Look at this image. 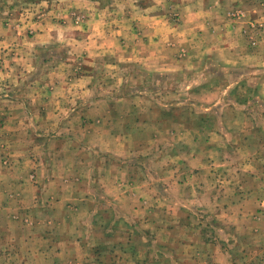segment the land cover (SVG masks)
<instances>
[{
	"label": "rangeland",
	"instance_id": "1",
	"mask_svg": "<svg viewBox=\"0 0 264 264\" xmlns=\"http://www.w3.org/2000/svg\"><path fill=\"white\" fill-rule=\"evenodd\" d=\"M39 19L50 20L54 33L41 46L33 27ZM2 38L10 39L11 46L0 47V105L42 101L36 91L47 84L51 71L69 76L87 72L92 99L113 98L115 92L126 103L130 95L137 96L133 100L141 104V117L170 123L150 124L148 135L135 130L128 144L147 149L131 151L119 167L100 160H107L109 175L120 178L98 184L81 179L90 166L81 152L82 137H75L73 151L69 146L61 152L65 141L49 135L65 137L80 127L55 125L54 130L40 120L37 126L9 125L0 134V218L7 227V236L0 238L6 259L0 264H51L54 259V264H88L89 254L107 264H194L195 243L202 241L194 231L193 199L199 193L196 189L195 196L194 186L205 187L201 195L207 199L217 189L227 190L225 197L243 179L250 192L256 189L264 197V0H0ZM130 41L142 50L132 49ZM13 42L20 51L7 55ZM145 51L162 58L148 64L135 60ZM16 108L18 119L24 112ZM226 134L233 137L230 144L216 140ZM244 136L248 141L240 140ZM178 147L191 154L200 148L212 161L199 169L178 157ZM232 151L251 153L244 168L242 158L229 155ZM255 160L259 174L250 169ZM50 166L56 171L75 168L76 179L66 180L65 188L53 181L56 189H34L38 168ZM181 182L191 192L181 191ZM146 185L151 188L145 190ZM183 197L187 201L181 203L187 205L176 204ZM37 198L54 202L45 200L41 206ZM180 214L188 217L186 222L178 221ZM252 217L251 230L235 233L228 247L237 250L241 264H264V218ZM48 231L59 238L58 247L66 243L71 253L47 255L39 263L25 251L21 234ZM66 233L73 239H65ZM42 243L34 237L30 245Z\"/></svg>",
	"mask_w": 264,
	"mask_h": 264
},
{
	"label": "crops",
	"instance_id": "2",
	"mask_svg": "<svg viewBox=\"0 0 264 264\" xmlns=\"http://www.w3.org/2000/svg\"><path fill=\"white\" fill-rule=\"evenodd\" d=\"M50 24V20L45 21L43 19L35 20L33 22V27L36 29L37 33L35 42H39L38 46L51 42V38L53 37L54 33H52V29L49 26ZM23 28L24 26H22L21 24V29ZM8 43L11 46L10 39L4 40L2 38L0 40V47L4 46L6 48L8 47ZM18 46L19 44L17 45L13 42L12 48L9 50V52H6L7 55L11 52V50H18L19 52L20 49L18 48ZM130 46L134 50H142L143 48L142 46L137 49L134 48L131 41ZM134 46L138 47L135 44ZM24 50V40L21 39V60L25 62L24 57L27 55V53H25ZM151 53L152 51L150 53L145 51L144 53L137 54L135 56V58L137 59L135 60H139L141 62H144L145 64H148L162 58L160 55L155 56ZM132 57L133 56H130L128 58L133 59ZM160 63H162V60H160ZM75 68L77 69V67ZM49 74L51 75L47 80V84H45V86H43V88H41L40 90L36 91L38 95H40L39 93H41V98H43L42 101H39V103H35V101L31 103L22 100L21 102H14L13 104L10 103L9 105L5 103H2V105H0V125L4 124V126L0 128V134L3 133L6 128H9V125H16V123L30 125L32 122H34L33 125L37 126L39 120L41 121V124L44 123L45 125H50L52 126V128L55 125L65 127H80L76 132H73L72 129H69L71 134L65 135V137L58 134L54 135L49 133V135L55 141H65V144H63L59 148L61 152H63L64 150L66 151L69 146V149L73 151L74 145L72 144V142L77 141L75 137H82V141L79 142L80 147H83L81 152H83L84 156L89 157L90 166L85 171V176L81 175V179H87V181H89V184L90 182L98 184L103 180L113 181L114 183H116L120 176L109 175L110 173H113L109 172V165L119 167V164L122 165L123 163L122 158H128L132 153L131 151L144 152L147 149V146H145V144H143L141 147H131V144H128L132 141L131 136L135 130L140 129L148 135L149 131L147 127L150 124L156 122L157 125H168L170 123L167 120L160 119H156L155 121L154 119H152L148 121L146 118L141 117L138 113L139 110H141V104L139 105V102H137L136 99L133 100L134 97L136 98L137 96L130 95L126 103H123V100L126 97H115V92L112 93L114 96L113 98H110L109 95L92 99L90 96V83L92 76L87 72L82 74H75V76H69L64 72L61 73L59 71H51L49 72ZM16 78L18 79L19 76L17 75ZM14 108L23 109L21 110V113H24L21 114L18 119H15L17 114L15 113ZM40 110H42L43 113H41ZM44 111L46 112L44 113ZM64 115L66 117H64ZM100 115H102V117H100L99 119ZM59 117H64L65 119H61V121H58ZM171 123L174 124L181 122L174 121ZM56 132L57 131H55V133ZM150 137L153 136L151 135ZM232 138L233 137H231L229 134H226L225 136L216 137V140L230 144ZM240 140L248 141V139L246 140L245 136ZM193 141L195 142V140ZM212 143L213 140H211L209 143L210 147L213 146ZM80 147L77 146V149L80 150ZM57 150H55V152H57ZM196 150L191 154L188 153V151L190 150L186 151L185 149L178 147L177 155L178 157L183 155L184 158H188L191 165L198 166L197 168L200 169L201 166L206 165L205 163H207L206 161H208L210 157L202 154L200 148ZM216 152L218 153V150H216ZM226 153H229V150H227ZM99 154L102 155L100 158ZM234 154H236V157L242 158L239 165H241L243 168V164L247 163V159H251V153L248 151L246 153L241 152V156L239 155L240 153L238 154V152L235 151H232V153L229 155L233 157ZM114 157L119 161L117 162L116 160H114ZM102 159H108L112 163L107 165V160L102 163L100 161ZM225 160L229 161L227 156L225 157ZM252 164L253 162L250 163V165ZM254 164L256 166H251V172L254 174H259V160H255ZM54 168L55 167L53 166L38 168L37 173L40 180L37 186L33 185V187L35 186L34 189H36V187L37 190H40L41 188L46 189V187L52 188L53 181H57L58 183H60L58 188L60 186L65 188L68 184L66 180L72 182L76 179L75 175L77 174L75 172L77 171V169H58L56 171ZM56 174H64V176L60 177L59 179ZM182 179L184 180V178ZM198 179L200 181L203 180V178L199 175ZM22 184L23 185H21V187L23 188L25 183ZM114 187L117 189L118 193H121V188L119 192L118 185H114ZM150 188L151 185H149V187L148 185L145 186V190H148ZM250 188L251 187H249V185H247V183H245L242 179L235 186L238 194H236L234 189V192L232 194L231 191L229 195L227 194L224 197L223 194L227 192V190L221 191V189H217V191H212V197L209 199L201 195V190H205V187H202V185H199L198 188H196V186L192 188L195 196L196 189L197 193L199 192L198 195L193 199V205L195 211L197 212V214L194 215L195 222L198 223L196 227L194 226V231L202 239V241L195 243L194 255L197 257V259L195 258L194 264H241L239 263V260L237 258V250L230 249V247L233 246L234 242L232 239L230 241L229 238L234 236L237 232H247L249 231L247 229L251 230L249 222L250 219L253 218L252 215L256 216L255 218L257 219L264 218V197L261 196L260 199L258 194L261 193L258 190L256 191V189L250 192ZM52 189H56V187H53ZM186 190H189L191 192L190 186L187 185L186 182H181V191L184 192ZM187 193L188 192H185L183 196H187ZM164 196L165 198H169V195ZM45 200H49V204L54 202V200L50 199L37 198V201H40L41 206L44 205L43 202L46 203ZM5 201H3L1 205L5 206ZM182 201L186 203L187 199L183 197L182 199H180V202L178 201V203L176 204L180 206L187 205L181 203ZM185 219L187 220L188 217L183 214H180L178 217V221L181 223L186 222ZM217 222H220L221 225L219 223L220 226H218ZM168 226L170 225L167 224L166 227ZM219 228H222V231L227 236V242L224 241L223 238H220V236L218 235V230H221ZM6 230V221H4L3 217H1L0 238L7 236ZM27 234V232L21 234V241L24 240L27 243L25 251L29 254H35L37 256V262L39 263L45 262L47 259V255L52 257L58 253H71V248L68 247L66 243L64 247L57 246V240L59 238L57 239V236H55L54 232L48 231L46 233H36L33 235ZM34 237H38V239L43 243L40 245H30V242L34 239ZM219 238L223 240L222 246H219L218 244V242H220ZM65 239H73V235L66 233ZM17 249L20 248L17 247ZM89 251L90 253H93L91 250ZM15 252L17 253V251ZM89 256L91 255H88V264H107L103 263V261L101 260L95 261L94 258L91 259ZM0 259L2 262L4 261V259H6V247L4 245H1L0 247ZM19 260H21V257ZM54 263L55 259L51 262V264Z\"/></svg>",
	"mask_w": 264,
	"mask_h": 264
}]
</instances>
